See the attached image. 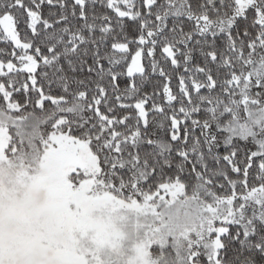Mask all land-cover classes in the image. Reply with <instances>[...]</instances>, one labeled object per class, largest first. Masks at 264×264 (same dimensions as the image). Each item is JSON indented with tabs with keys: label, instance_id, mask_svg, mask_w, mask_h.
I'll list each match as a JSON object with an SVG mask.
<instances>
[{
	"label": "snow or ice",
	"instance_id": "6c2138e0",
	"mask_svg": "<svg viewBox=\"0 0 264 264\" xmlns=\"http://www.w3.org/2000/svg\"><path fill=\"white\" fill-rule=\"evenodd\" d=\"M0 264H264V0H0Z\"/></svg>",
	"mask_w": 264,
	"mask_h": 264
},
{
	"label": "trees",
	"instance_id": "16d2710c",
	"mask_svg": "<svg viewBox=\"0 0 264 264\" xmlns=\"http://www.w3.org/2000/svg\"><path fill=\"white\" fill-rule=\"evenodd\" d=\"M0 46H2V45H0Z\"/></svg>",
	"mask_w": 264,
	"mask_h": 264
}]
</instances>
